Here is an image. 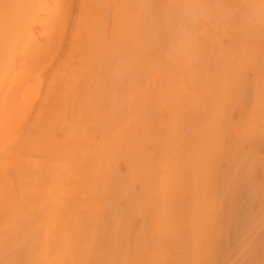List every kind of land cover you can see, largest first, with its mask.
<instances>
[{
	"label": "rangeland",
	"instance_id": "1",
	"mask_svg": "<svg viewBox=\"0 0 264 264\" xmlns=\"http://www.w3.org/2000/svg\"><path fill=\"white\" fill-rule=\"evenodd\" d=\"M195 1L202 10L191 20L193 33L172 44L169 37L160 43L147 37L148 12L177 2L191 7L189 0H0V157L7 158L8 170L21 161L44 188L52 178L51 152L69 127L87 131L92 145L123 128L127 136L110 169L127 179L125 190L145 210L127 214L126 196L116 203L124 228L122 264H264L257 260L264 250V0ZM121 23L129 24L123 39ZM225 70L237 77V89L209 180L211 217L195 234L190 168L211 119L209 92ZM138 86L148 107L120 126L126 108L114 103L120 92L134 95ZM258 110L261 116L252 118ZM135 134L138 143L131 146ZM164 161L180 170L181 184L169 215L175 229L160 235L155 217L163 198L155 178ZM243 164L245 180L230 193ZM19 208L14 225L28 218L33 227L43 216L34 206L27 217ZM250 212H259L253 227L244 222ZM9 232H0V247ZM252 248L257 261L250 260ZM17 251L9 249L7 259L0 253V264H27Z\"/></svg>",
	"mask_w": 264,
	"mask_h": 264
},
{
	"label": "bare ground",
	"instance_id": "2",
	"mask_svg": "<svg viewBox=\"0 0 264 264\" xmlns=\"http://www.w3.org/2000/svg\"><path fill=\"white\" fill-rule=\"evenodd\" d=\"M189 2L191 7H187L183 2H177L170 8L166 4L151 8L148 12L147 37L153 43H160L167 37L172 44L181 40L186 41L195 29L191 20L199 14V10H202L195 4V0ZM95 6L100 7L98 4ZM128 25V23L120 24V39H123ZM179 29L184 30L182 36L174 35L173 31ZM133 31H135L134 26L132 33ZM260 35L262 36V32ZM237 83V77H233L229 70H225L217 80L216 88L209 92L211 119L208 120L201 134L190 168L191 180L188 192L192 197L190 222L194 225L195 234L201 230L202 223L207 222L211 217L210 202L206 195H210L208 185L218 155L219 136L226 124L225 112L233 92L237 89ZM124 94L120 92V99L114 103L115 106L126 108V111L120 115V126L128 124L133 118H138L137 116L143 113V108L148 107L139 86L134 95L124 96ZM117 114L116 111L111 114L112 121ZM76 115L80 113L77 112ZM258 116H261L260 110L255 111L252 118ZM126 136L122 128L120 133L109 132L107 140L92 145L93 140L87 131L69 127L62 137V145L51 152L54 155L52 178L44 188L39 185L37 173L30 174L29 171L21 169V161H18L15 168L8 170L7 158L0 157V216L8 211L7 218L0 219V232L10 231L0 247V253L4 254L5 259L9 257L7 252L9 249H18L19 258L27 264L123 263V251L118 241L124 233V228L120 206L116 203L126 196L127 214L145 210L136 194L125 190L128 186L127 179H120V175L114 171L115 167L110 169L120 157L122 141ZM137 143L138 138L135 134L130 144L136 146ZM3 152L6 153L7 150ZM16 153L14 155H17ZM23 163L29 169V163L26 161ZM31 166L36 167L37 164L31 163ZM245 167L243 164L241 167L243 174L229 184L230 193H233L245 180L243 172L246 170ZM161 168L163 172L155 178L157 195L163 198V208L155 217L156 231L160 235L168 234L170 229H175V224L172 225L169 215L181 184V172L174 164L164 161ZM7 170L8 178L4 179L2 175ZM139 171V177L146 179L147 170ZM257 198L259 200L260 195H257ZM109 203L111 205L103 212L104 205ZM77 205L82 206V210L72 212V207ZM18 206L28 213L26 217L31 214L29 210L32 206L43 213V216L36 222L34 220L33 227L28 218L14 225L12 222L18 214L16 213ZM34 211L38 213L35 209ZM103 213H106V220L103 218ZM258 213L250 212L244 222L253 227V218ZM41 229L45 231L39 232ZM101 244L107 247L105 251L101 249ZM255 251V248L250 249V255ZM258 257V261L264 258L263 249L258 253ZM250 260L257 261L253 255Z\"/></svg>",
	"mask_w": 264,
	"mask_h": 264
}]
</instances>
